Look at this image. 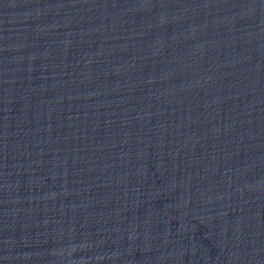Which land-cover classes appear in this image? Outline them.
<instances>
[{
  "label": "water",
  "instance_id": "1",
  "mask_svg": "<svg viewBox=\"0 0 264 264\" xmlns=\"http://www.w3.org/2000/svg\"><path fill=\"white\" fill-rule=\"evenodd\" d=\"M0 264H264V0H0Z\"/></svg>",
  "mask_w": 264,
  "mask_h": 264
}]
</instances>
